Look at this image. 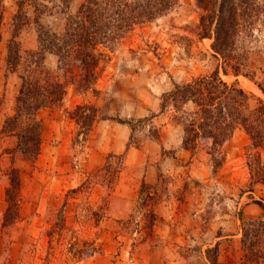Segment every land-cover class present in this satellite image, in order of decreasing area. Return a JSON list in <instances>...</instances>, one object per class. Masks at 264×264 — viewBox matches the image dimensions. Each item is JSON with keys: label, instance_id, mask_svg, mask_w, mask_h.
<instances>
[{"label": "rangeland", "instance_id": "obj_1", "mask_svg": "<svg viewBox=\"0 0 264 264\" xmlns=\"http://www.w3.org/2000/svg\"><path fill=\"white\" fill-rule=\"evenodd\" d=\"M54 2L46 4L50 12L42 16V22L58 31L64 24L65 15L59 13L64 6ZM82 2L72 0L68 12L75 13ZM0 11V199L6 191V199L0 200V264H210L207 250L221 237L228 238L221 257L218 250L219 262L244 264L243 222L262 216L249 218L253 212L247 208L264 202V144L253 147L248 134L237 129L215 152L223 160L219 166L209 145H201L194 154L183 148V127L174 118L172 106L162 107V97L175 84L219 71L228 84L237 82L248 94L264 99L255 84L264 82V23L244 41L248 55L241 61L243 74L238 76L225 75L222 60L214 56L213 39L200 38L203 11L196 0H179L166 14L129 33L101 62L97 81L101 90L89 91V101H102L95 105L99 118L131 122L125 125L132 147L127 153L106 154L98 170L88 176L89 151L87 143H82L83 135L76 141L73 137L62 157L58 155L62 148L56 137L62 138L76 126L69 115L76 108H66L67 99L61 107L37 116L43 155L49 156V162L26 164L19 153H13L17 139L2 134L5 120L15 112L21 79L6 68L15 0H0ZM18 41L24 51H36V26L22 31ZM57 64L56 56L46 55L48 70L56 72ZM258 105L255 99L250 101L251 109ZM88 117L92 119V112ZM13 167L23 173V192L21 179L18 219L4 226L8 207L13 214L17 209L7 197ZM150 168L156 171V185H151L156 194L143 188ZM158 195L163 201L156 206ZM23 202L26 207L21 208ZM155 207L159 221L151 235L154 239L147 243L150 213L157 218ZM236 235H240L242 256L238 261ZM148 252L155 256L149 259Z\"/></svg>", "mask_w": 264, "mask_h": 264}, {"label": "trees", "instance_id": "obj_2", "mask_svg": "<svg viewBox=\"0 0 264 264\" xmlns=\"http://www.w3.org/2000/svg\"><path fill=\"white\" fill-rule=\"evenodd\" d=\"M178 1L83 0L78 10L71 14L68 11L72 0H59L64 6L59 13H63L65 19L62 28L57 31L42 22V16L50 12L46 4L53 0H15L17 13L13 20L14 32L8 45L6 68L21 79V87L15 112L5 120L2 129L3 135L17 139L13 153L35 162L42 147V124L38 113L42 109L61 107L69 87H74L78 93L94 90L99 79V66L108 52H112L136 27L155 21L175 7ZM196 1L203 11L198 27L200 38L213 39L212 50L214 56L222 60L220 68L225 75H240L241 61L248 55L244 41L257 25L264 23V0ZM2 20L3 13L0 11V41ZM30 25H35L37 29L39 48L36 51H24L18 41L22 31ZM48 54L58 59L56 72L45 67ZM255 84L264 95V82ZM253 99L259 105L251 109L250 101ZM169 105L176 112L174 118L183 127V148L194 154L201 145H209L219 166L223 160L215 152L230 141L237 129H243L248 134L253 147H263L264 99L248 94L237 82L228 84L219 71L185 84H175L162 97V107ZM89 112H92V119L88 117ZM98 112L95 105L83 104L71 113L72 119L81 128L79 134L83 138L95 122L106 119L99 118ZM111 120L131 125L127 120ZM131 147L130 140L127 151ZM143 188L156 194L151 185L144 183ZM20 190V171L13 167L7 197L8 204L14 201L17 209L13 214L12 207H8L4 226L14 224L18 219ZM257 204L262 209V216L243 222L241 241L244 264H264V202L258 201ZM149 218L148 236L152 234L155 214L150 213ZM207 260L210 264H221L217 246L207 250Z\"/></svg>", "mask_w": 264, "mask_h": 264}, {"label": "crops", "instance_id": "obj_3", "mask_svg": "<svg viewBox=\"0 0 264 264\" xmlns=\"http://www.w3.org/2000/svg\"><path fill=\"white\" fill-rule=\"evenodd\" d=\"M108 86H109V83L107 81L104 88L107 90L109 88ZM95 88H98V90H101L99 82H98V84H96ZM10 91H11V87L9 85H7V92H10ZM12 92H15V91H12ZM67 95H66L65 99L70 101V104L66 105V108H68V109L76 108L78 105H83V104L96 105L97 107L102 104L101 100L96 101V99L95 100L93 99V101H89L90 100L89 92L78 93V92H76L74 87L68 88ZM54 108H57V107H54ZM45 110L46 111L47 110L52 111L54 109L53 108L42 109L38 113V116L41 112H43ZM70 114L71 113L69 112V115ZM72 121H74V120L72 119ZM100 121L101 122H99V121L95 122V124L92 126V129L89 131L88 135H86L85 141L82 142L84 145H85V143H87V145H86L88 147L87 151H89V153H88L89 159L87 160L86 167H85V172L88 176H89L91 171L93 172L94 170H96V171L98 170V168L100 167V164L102 165V163L104 161L103 158L106 154L111 153V152L113 154H122V153L126 152L127 151L126 150L127 149V143H128V140H129L130 134H131L129 127L124 125V124L115 123V122L110 121L109 119H104V120H100ZM75 125L76 126H71L68 130L69 132L65 133L64 136H62V138H58V136L56 137L57 140L61 141L60 147L62 149H60L61 152L58 153V155L61 154V157H62V154L64 153V150H65L64 146H68V144L71 143V140L73 137H74L73 141H76V139L78 138V135L80 133L81 128L77 123ZM43 152H44V147L43 148L41 147V153H40L38 159L35 162H29L28 161V162H26V164L31 163V164L36 165V164L40 163L41 159L43 162H45V161L49 162L48 161L49 156L44 157ZM58 155L55 156L56 160H57V158H59ZM52 163H55V161L53 160ZM16 168L19 171L21 170L18 167H16ZM152 168H150V170L148 171V173L144 179L145 183H148L150 185H154L156 183V177H155L156 171ZM20 175H21V179H22V192H23V176H22L23 173H22V171H20ZM5 197H6V191L4 189L2 191V199H0V200L4 201L6 199ZM157 199H158V201H157L156 206H158L163 201V200L162 201L160 200L159 195L157 196ZM32 200L34 201L35 199H32ZM23 206L26 207L24 202L21 205V208ZM247 210H250L251 212H253V214L248 213V217L250 215V217L254 218V217H258V216H260V214H262V209L260 208V206L257 203L250 205L247 208ZM155 213L157 215V218H156V222H154L153 230L151 232L153 234V237L155 235L154 234L155 228L157 229V223L159 221L158 214L156 212V207H155ZM152 234H150L147 237V243L151 242L154 239L151 236ZM239 236L240 235L233 236V238L235 239L233 241V244H234V248H235L236 261L240 260L242 257L241 251H240V246H239V241H240ZM227 238L228 237H221L218 239L219 241H217L213 246H211V247H216V246L218 247L220 257H221L220 251L224 247L227 246L226 241H225ZM230 243H231V241L228 244H230ZM148 255H149L148 256L149 259H151L155 256L154 253L151 254L149 252H148Z\"/></svg>", "mask_w": 264, "mask_h": 264}]
</instances>
